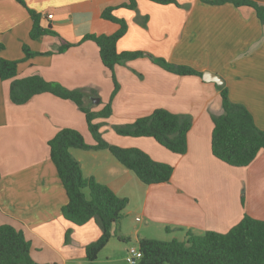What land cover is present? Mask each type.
<instances>
[{"label":"crops","instance_id":"crops-1","mask_svg":"<svg viewBox=\"0 0 264 264\" xmlns=\"http://www.w3.org/2000/svg\"><path fill=\"white\" fill-rule=\"evenodd\" d=\"M177 1L180 7L137 0V10H130L122 8L128 0H24L25 6L17 0H0V57L21 61L19 79L39 75L69 90L93 91L86 103L94 111L107 105L115 88L98 46L86 41L61 54L24 60L25 45L34 53L60 45L55 36L31 39L28 9L41 15L43 26L77 44L89 34L116 33L120 25L102 17L106 9L116 8L114 15L128 25L117 51L145 55L115 67L120 89L102 133L111 144L139 149L172 166L170 181L145 185L108 150H71L84 177H93L129 199L124 218L115 226L114 239L121 243L131 240L138 245L140 239L158 240L156 235L163 233H181L183 240L186 231L227 233L245 214L264 220V151L244 168L229 166L212 153V117L223 113L220 85L203 77L178 76L152 60L220 76L230 100L245 106L264 130V25L249 7ZM254 1L264 6V0ZM10 87L11 81L0 79V226L11 225L24 233L37 264H86V247L102 231L95 220L78 227L63 218L68 196L49 147L65 128L79 131L94 145L85 115L74 102L49 93L16 105ZM156 109L192 118L186 154L173 153L153 138L120 136L113 129ZM121 245L123 259L127 246ZM111 258L107 255L106 263Z\"/></svg>","mask_w":264,"mask_h":264},{"label":"trees","instance_id":"trees-1","mask_svg":"<svg viewBox=\"0 0 264 264\" xmlns=\"http://www.w3.org/2000/svg\"><path fill=\"white\" fill-rule=\"evenodd\" d=\"M17 1L26 5L24 0ZM150 1L160 5L181 6L177 0ZM202 1L211 5L232 3L236 7L252 8L264 25V6L254 0ZM122 8L137 10V0H128ZM115 9H106L102 17L120 25L116 33L89 34L77 44L62 39L50 26H43L41 15L28 9L33 20L31 39L55 36L60 39V45L47 53H34L28 45H25L24 60L37 55L61 54L86 41H92L98 46L102 63L113 73L115 84L110 101L100 111L92 110V107L86 103V97L94 95L93 91L69 90L58 83L46 81L39 75L19 79L18 66L21 61H9L0 57V79L11 81L10 98L14 104L24 105L37 95L49 93L74 102L85 115L88 129L95 141L94 145L88 144L79 131L65 128L50 140L49 147L51 160L57 168L68 196V203L62 209L63 218L78 227L95 220L102 231L100 238L86 247V264H98L100 253L112 238L118 237L115 226L124 218L129 199L118 196L93 177H84L82 166L72 156L71 150H108L145 185L167 183L174 171L172 166L155 161L139 149L124 148L109 143L102 133L103 122L112 117V102L120 89L114 74L115 67L145 56L143 52L117 51V43L127 33L128 25L125 20L114 15ZM152 60L166 71L178 76L203 77V72L191 67L173 65L164 59ZM218 89L222 98L223 113L212 117L214 123L212 153L229 166L247 167L254 162L260 151H264V130L258 128L252 114L245 106L230 100L226 85H220ZM192 123L189 115L156 109L147 117L124 125H115L113 129L120 136L153 138L171 152L184 155L188 150V134ZM68 238L69 233L66 235V240ZM31 248L30 241L22 231L11 225L0 226V264H37L32 259ZM138 250L142 253V257L134 264H264V220L245 214L242 220L227 233L209 231L197 235L192 231H186V238L183 241L140 239Z\"/></svg>","mask_w":264,"mask_h":264},{"label":"rangeland","instance_id":"rangeland-1","mask_svg":"<svg viewBox=\"0 0 264 264\" xmlns=\"http://www.w3.org/2000/svg\"><path fill=\"white\" fill-rule=\"evenodd\" d=\"M175 237L178 238L179 240L183 241V235L181 233H175V234H172L170 236H167V234L163 233L161 235H156L155 238H157L158 240H163V241H171ZM110 241L111 242L108 243L109 245L107 247H105V249L99 255V259L102 262L101 264H129L126 260L127 257L129 256L128 251L131 248L138 249V245L136 243H133L131 240H127V241L121 243L118 240L113 238ZM120 244H122L121 246H123V247L127 246V249H125L123 252V259H121L122 249H120ZM107 255L112 256V258L110 259L111 261H109V263H106L107 259H105V258L107 257ZM120 260H122V261H120Z\"/></svg>","mask_w":264,"mask_h":264},{"label":"built area","instance_id":"built-area-1","mask_svg":"<svg viewBox=\"0 0 264 264\" xmlns=\"http://www.w3.org/2000/svg\"><path fill=\"white\" fill-rule=\"evenodd\" d=\"M48 17L49 19H52L53 15H49ZM128 253H129V256L127 257L126 260L129 264H134L137 260H139L142 257V253L138 249H135V248H131L128 251Z\"/></svg>","mask_w":264,"mask_h":264},{"label":"water","instance_id":"water-1","mask_svg":"<svg viewBox=\"0 0 264 264\" xmlns=\"http://www.w3.org/2000/svg\"><path fill=\"white\" fill-rule=\"evenodd\" d=\"M203 80L205 82H212V83H215L217 85H223V83H224L223 79L220 76H218L214 73H211V72L203 73Z\"/></svg>","mask_w":264,"mask_h":264}]
</instances>
